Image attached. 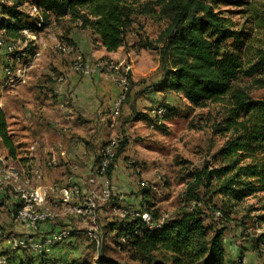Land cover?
Returning <instances> with one entry per match:
<instances>
[{
    "label": "rangeland",
    "instance_id": "obj_1",
    "mask_svg": "<svg viewBox=\"0 0 264 264\" xmlns=\"http://www.w3.org/2000/svg\"><path fill=\"white\" fill-rule=\"evenodd\" d=\"M134 1L138 5V12L126 37V47L123 48L122 55L131 51L134 53L132 56H125L123 61L109 57H85L67 36L75 30L77 33L87 30L79 25H72L74 23L70 18L55 21L52 17L51 25L48 29H43V32L50 30L56 34L58 44H73L87 61L111 62L121 74L126 76L127 73L130 79L129 90L116 121L118 125L113 127V137L127 142V147L121 154H125V157L120 160L118 158L115 162L122 179L126 181L125 184L120 181L124 186L120 185L116 190L110 178L113 197L106 204L98 203L95 224L100 228L101 246L97 248L95 243L81 234L72 236L63 242L61 247L55 246L51 251L61 248L66 257L56 261L65 264H100L101 261L131 263L124 246L120 250L117 248L123 237L120 231L129 220L121 215L117 208L134 205L140 211H158L160 217L165 220L176 217L184 210H199L203 212L204 224L209 228L210 235L218 229H225L224 244L228 250L226 258L229 264H264V251L260 245L264 240V220L258 219L264 216V212L257 210L263 205L260 198L264 195L246 200L229 216L219 212L220 199L214 198L213 202L209 203V197L204 196L205 189H201V200L197 205L195 202L190 203L186 197L191 182L190 175L210 163L212 157L223 148L231 136L230 133L221 131L229 115L228 106L225 102H210L205 107L195 108L184 95L168 89L163 77L164 71L160 67L159 52L146 49L145 53L141 54L142 49L139 48L140 39L156 40L168 22L159 20L158 8H153L152 4L155 0ZM1 2L4 3L3 0ZM144 7L153 8L154 13L140 14ZM217 9L234 30L242 33V41H245V44L241 45L244 67L259 61L264 56V0H218ZM24 11L30 16L28 21L34 19L38 26L39 16L29 7L24 8ZM12 44L16 46L14 51L18 53L17 56L24 51L23 46L26 48L27 45L21 41L12 42L9 48ZM2 47L0 46V55L5 53ZM21 63L27 61L22 59ZM235 86L244 89L252 99L264 101V69L251 78H240ZM160 106L169 107L170 112L162 117H154L152 111ZM124 108L131 116H122ZM250 207L254 209L248 212ZM0 211V229L3 232L0 235V264H3V259H6L7 264H20L21 261L27 262L29 259H33L35 263L46 257L44 254L13 251L8 239L37 238L42 233L34 235L29 228L18 223L8 209L3 208ZM51 225L77 232L88 229L90 223L63 217ZM260 237L263 239L259 240ZM228 257L232 260H228Z\"/></svg>",
    "mask_w": 264,
    "mask_h": 264
},
{
    "label": "trees",
    "instance_id": "obj_2",
    "mask_svg": "<svg viewBox=\"0 0 264 264\" xmlns=\"http://www.w3.org/2000/svg\"><path fill=\"white\" fill-rule=\"evenodd\" d=\"M1 1V14L7 18L0 22V31L4 33L6 44L25 43L27 39L22 32L38 30L36 24L28 21L30 16L24 11L28 6L36 7L40 12L43 20L40 29L47 28L52 17L55 20L70 17L80 23L81 28L99 36L109 53L126 47V37L138 12L134 0ZM217 2L155 0L152 4L153 8H158L159 20H166L168 25L156 40L140 39L139 48L159 52L166 86L170 91L184 95L192 107H205L210 102H225L228 106L229 115L221 131L231 136L210 163L190 175L186 197L197 205L201 200V189H205L204 196L209 197V203L214 198L220 199L219 212L229 216L246 200L264 195V101L252 99L244 89L235 86L240 78H251L264 69V56L244 67L242 33L234 30L222 16ZM153 8L144 7L140 14H152ZM29 44L25 50L32 55L33 50L28 52ZM167 110L169 113L170 108ZM0 138L9 155L14 156L16 148L1 109ZM126 147L127 142H121L117 159ZM115 165L107 172L109 178ZM260 201L263 205L257 210L264 212V197ZM253 209L248 208V212ZM147 212L154 222L160 221L158 211ZM202 216L203 212L199 210H184L152 231L145 229L142 219L127 221L120 231L127 238L124 250L129 253L131 262L127 264H229L224 244L225 229L210 235ZM258 219L262 221L264 216ZM161 254L164 255L160 257ZM20 264L35 263L29 259ZM100 264L116 263L101 261Z\"/></svg>",
    "mask_w": 264,
    "mask_h": 264
},
{
    "label": "crops",
    "instance_id": "obj_3",
    "mask_svg": "<svg viewBox=\"0 0 264 264\" xmlns=\"http://www.w3.org/2000/svg\"><path fill=\"white\" fill-rule=\"evenodd\" d=\"M4 18L7 17L3 16L0 10V22ZM70 21L74 23L72 25L80 26V23L71 18ZM30 22L35 24L34 19ZM86 30L78 33L76 30L72 31L67 38L89 59L109 57L123 61L125 56H132L134 53L131 51L122 55L123 48L109 53L102 46L100 37L91 30ZM43 31L38 28L36 32H32V39L26 38L24 44L30 43L28 52L33 50L32 55H28L25 45L20 56H17V52L10 53V50H6L9 49V44L2 47L5 53L0 55V62H3L0 63V109L5 114L16 153L10 156L1 138L0 149L7 163L16 168L24 167L29 161L41 167L43 180L36 185L37 188L50 189L55 183L59 184L60 188H69L66 182L69 177H73L75 184L88 189L87 180L96 164L99 151L115 133L113 127L117 120L112 121V112L114 103L121 95V89L105 76L85 77L73 73L70 59L56 54L53 50L58 44L56 34L50 30ZM145 50H140V53L144 54ZM15 57L27 61L29 70L22 81L12 84L13 80L5 75L4 70L12 64L10 62H13ZM53 75H64L66 81L61 84ZM122 116H131V113L124 108ZM33 147L35 151L31 152ZM123 156L125 157V154ZM123 156L120 155L119 160ZM52 158L57 159L58 165L50 169L46 163ZM71 165L78 166L75 173L70 171ZM111 180L116 190L123 185L120 181L125 184L126 180L122 179L118 164L115 165ZM59 199L60 194L57 193V196L51 195L49 202L55 203ZM3 208L8 209L11 214L14 212V204L5 195L0 194V209ZM61 229L63 228L43 225L42 235L57 233ZM50 253L51 257L46 255V258L58 260L66 257L61 248ZM228 260L232 259L228 257Z\"/></svg>",
    "mask_w": 264,
    "mask_h": 264
},
{
    "label": "built area",
    "instance_id": "obj_4",
    "mask_svg": "<svg viewBox=\"0 0 264 264\" xmlns=\"http://www.w3.org/2000/svg\"><path fill=\"white\" fill-rule=\"evenodd\" d=\"M33 12L39 16L38 27L42 26V17L36 7L32 8ZM22 34L27 39H32V29H26ZM6 45L4 33H0V46ZM16 46L12 44L9 48L11 52H15ZM20 50V49H19ZM54 52L62 54L70 59V67L73 73L85 76H105L112 82L116 83L121 89V95L114 103L112 112V121H116L121 113L122 105L126 99V94L129 90V79L121 74L118 69L111 64V62L92 63L87 61L85 57L79 53L76 47L70 43H59L56 45ZM20 59L13 60L16 65L9 64L4 72L5 75L13 80L22 81L28 74L29 66L26 63H21ZM59 83L66 81L64 75H53ZM15 80V81H14ZM2 105V98L0 97V106ZM167 107H156L152 111L154 117H162L167 114ZM121 139L119 137H112L105 146L99 151L97 164H95L91 176L87 180L88 189H83L81 185L75 184L73 177H69L66 184L69 188H60V185L55 183L50 189H42L36 187L43 180V172L41 167L36 165L33 161H29L22 168H16L12 164H8L5 157L0 154V194L5 195L14 204V219L29 228L34 235L42 233L43 225H51L60 218H74L84 222H89L90 226L84 231H69L61 229L57 233L47 236L40 235L37 238L30 239H8V243L13 251L17 252H31L32 254L49 255L51 249L55 246L61 245L67 239L75 235H84L86 238L96 244L100 248L102 236L100 228L95 224L97 221L98 203H108L113 197V188L110 178L108 177L109 168L114 165L117 159V151L120 147ZM35 151L33 147L31 152ZM58 165L56 158L50 159L46 166L48 168H55ZM70 171L75 173L78 170L77 165H71ZM83 185V184H82ZM60 194V199L55 203H50L51 195L57 196ZM60 202V203H59ZM60 204V205H59ZM119 209L121 215L127 217L129 220L142 219L146 224L145 229L157 230L161 228L165 219H160L159 222H154L151 215L147 211H140L134 205L122 206ZM1 216V211H0ZM139 229L137 230V232ZM3 232L0 229V235ZM127 238L123 236L120 240L119 250L126 244ZM264 251V241L260 244ZM7 264L6 259L1 262ZM35 264H65L56 260L48 259L46 257L36 261Z\"/></svg>",
    "mask_w": 264,
    "mask_h": 264
}]
</instances>
